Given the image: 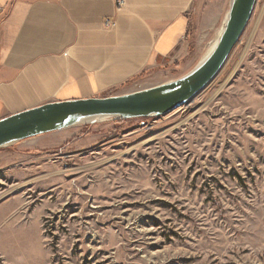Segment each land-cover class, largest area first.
<instances>
[{"label": "rangeland", "instance_id": "374dc122", "mask_svg": "<svg viewBox=\"0 0 264 264\" xmlns=\"http://www.w3.org/2000/svg\"><path fill=\"white\" fill-rule=\"evenodd\" d=\"M231 1L197 0L176 57L110 96L190 73ZM53 133L0 148V264H264V0L188 104Z\"/></svg>", "mask_w": 264, "mask_h": 264}, {"label": "crops", "instance_id": "0c3cea01", "mask_svg": "<svg viewBox=\"0 0 264 264\" xmlns=\"http://www.w3.org/2000/svg\"><path fill=\"white\" fill-rule=\"evenodd\" d=\"M124 1L118 9L116 0H0V120L108 97L175 58L197 0Z\"/></svg>", "mask_w": 264, "mask_h": 264}, {"label": "water", "instance_id": "95a60500", "mask_svg": "<svg viewBox=\"0 0 264 264\" xmlns=\"http://www.w3.org/2000/svg\"><path fill=\"white\" fill-rule=\"evenodd\" d=\"M258 0H232L213 50L185 76L148 89L108 97L49 102L0 120V148L60 131L85 120L167 115L191 102L220 73L241 41ZM88 122V121H87Z\"/></svg>", "mask_w": 264, "mask_h": 264}, {"label": "built area", "instance_id": "2783aa9c", "mask_svg": "<svg viewBox=\"0 0 264 264\" xmlns=\"http://www.w3.org/2000/svg\"><path fill=\"white\" fill-rule=\"evenodd\" d=\"M116 3H117V8L118 9H122L125 6V1L124 0H116ZM1 12H2V8L0 7V13ZM106 24L111 27V26H114L115 23L113 21H111V20H107Z\"/></svg>", "mask_w": 264, "mask_h": 264}, {"label": "bare ground", "instance_id": "6f19581e", "mask_svg": "<svg viewBox=\"0 0 264 264\" xmlns=\"http://www.w3.org/2000/svg\"><path fill=\"white\" fill-rule=\"evenodd\" d=\"M216 41H217V40H216ZM212 45H213V46H212V48L210 49L209 53L213 50V48L215 47L216 43H215V44H212ZM209 53H207V54H209ZM97 119H101V118H95V119H91V120H85V121L79 123L78 125H80V124H82V123H84V122H87V121H93V120H97Z\"/></svg>", "mask_w": 264, "mask_h": 264}]
</instances>
